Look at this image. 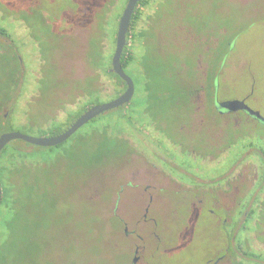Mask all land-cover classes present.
Instances as JSON below:
<instances>
[{"label": "rangeland", "instance_id": "1", "mask_svg": "<svg viewBox=\"0 0 264 264\" xmlns=\"http://www.w3.org/2000/svg\"><path fill=\"white\" fill-rule=\"evenodd\" d=\"M125 1L118 0L113 8L106 9L108 0H0V20H25L35 28L53 20L66 23L74 20L75 25L72 38L66 44L60 40L52 41V51L46 54L48 63L37 71L43 83L40 80V83L32 84V90L29 89L25 96L27 106L23 109L15 106L18 116L0 126L1 134L19 132L33 137L45 136V126L39 127L38 124L41 125L42 117L48 113H55V108L50 107L54 104L56 107L58 97L64 94L58 89L66 86L69 78L80 79L87 74V40L92 37V31L96 32L99 20L107 35V57L112 54L114 45L110 36L115 31ZM139 11V20H163L156 25L160 34L157 47L167 52V61L176 65L180 80H176L173 86L161 82L158 69L148 65L144 68L142 64L144 45L139 42L134 48L135 42L129 39L128 50L133 60L125 72L133 79L135 93L125 108L130 113L135 111L130 114L134 117L132 123L118 121L121 108H117L89 121L58 147H39L14 140L2 149L0 162H4L6 170L0 167V179L9 178L8 186L13 195L12 206L4 210L6 203L0 204V210L4 212L0 218V249L6 262L133 264V259L137 258L135 264H200L206 252L215 250L213 247L220 246L224 240L218 232L215 217L209 216L205 208H201L204 209L201 212L190 202L184 203L171 194L151 201L149 220L138 226L133 221L128 226V230L134 228L144 238L138 242L136 251L134 244L137 243L122 236L118 215L127 220L141 218L140 203L144 202L137 199L134 188L142 191L144 184L130 179L133 169L129 167L134 165L132 163L141 165L142 160L138 157L151 159V150L145 146L147 141L144 139L152 134L148 126L151 117L147 113L151 112L165 123L171 137L175 124L185 122L191 111L189 104L179 100L173 91L182 89L185 81L191 86L202 83L198 78L188 79L189 72L197 65L209 64L218 69L215 85L220 101L243 98L249 108L264 118V0H147ZM183 28L186 33L191 32L199 38L181 46L186 39L176 38L179 34L184 38L185 34L180 31ZM131 36L136 38L134 33ZM29 37L27 43H40V39L34 41L32 35ZM36 38L41 37L36 35ZM149 42L153 43V40L149 39L148 45ZM175 45L180 46L178 50ZM207 47L210 48V57ZM36 49L42 53L41 48L36 46ZM181 64L183 68H180ZM8 69L0 65V77ZM26 70L20 74L17 67L12 69V78L15 74L14 78L20 81L19 92L15 91L14 97L16 93H24L28 82L34 78L29 69ZM94 87L92 80L91 88ZM111 93L112 89L108 88L107 96L99 95V100H111L114 98ZM149 95L151 101H146ZM157 96L160 100L156 99ZM29 108L35 120L31 125L19 121V118L26 119L25 111L28 112ZM8 109L3 108L0 114ZM64 117L62 112L57 114V121L48 120V127L62 130L64 126L61 124L66 123ZM242 133L224 156H216L219 160L213 161L218 164H198L203 175L214 178L231 164L233 169H239V165L250 162L256 163L257 176L261 175L264 170V125L255 123L252 129L245 125ZM82 134H87L84 140L79 138ZM154 136L162 139L159 135ZM244 142L253 143L256 151L248 155L243 153ZM162 149L158 148V153L170 161V170H186L183 166L189 164L181 158L182 155L177 158ZM16 164L20 166L22 176H13L14 185L10 171ZM127 182H132L134 188ZM215 184H200L199 187L206 192L215 189ZM117 189L119 193H116ZM115 196L118 215L111 210ZM206 209L210 208L207 206ZM231 218H234V211Z\"/></svg>", "mask_w": 264, "mask_h": 264}, {"label": "flooded vegetation", "instance_id": "2", "mask_svg": "<svg viewBox=\"0 0 264 264\" xmlns=\"http://www.w3.org/2000/svg\"><path fill=\"white\" fill-rule=\"evenodd\" d=\"M117 1L118 0H108L109 6L107 4L108 7H106V9H109V7L113 8ZM127 1L128 0L124 3V8ZM146 1L147 0H140L135 7L129 31L126 35L127 45L124 51L131 45L128 44L129 39L130 42L131 39L135 42L134 48L139 44L144 45L142 62L143 59L146 58L148 62L147 65L150 68L158 69L160 77L164 79L163 82L173 86L176 80H180V72H177L178 69H176L175 64L167 61V52L157 47L160 34L157 32L156 25L158 26V24H161L163 20H156L155 22L153 20H134L135 15L140 12L139 9L143 7V5L145 6ZM124 8L116 20L115 31L110 36L114 48L118 22ZM103 25L104 24H101L99 20V22L96 23V32L92 31V37L87 40V49L85 51V69L87 70V74L84 78L80 79L69 78L67 82H65L68 86L66 85L58 89V92L61 90L64 91L63 95L65 97H63V95L59 96L57 106L55 107L54 104L50 107L55 108V113H48L46 117H42L43 121L41 125L38 124L39 127L45 126V130H43L46 132L45 136H53L63 132L92 105L107 103L125 91V82L112 71L111 58L114 49L109 58L107 57V35L104 29H102ZM40 26L41 28L36 27L38 29L36 32V28L25 20H0V65L9 68L8 71L6 73L4 72L0 77V112L5 107L9 108L5 113L0 114V126L10 122L13 117L15 119L18 116V112H15V106L17 109L20 107L23 109V107L25 108L27 106L25 103V96H27L29 89L32 90L33 83H40V80L42 82L37 71L41 69L42 65L48 63L46 54L52 51V41L60 40L63 44H66V42L72 38L71 35L75 25L74 20H70L68 23L56 22V20H53L52 22H43ZM180 31L183 32L182 35L185 34L184 38L182 39V36L179 34L176 39H186L181 46L189 44L191 41H196L199 38L191 32L186 33L185 28ZM131 33L136 35L135 39L134 36H131ZM29 35H32L34 38H32V40L34 41L40 39V43H36L35 45L27 43V40L31 39ZM36 35H40L41 38L37 39ZM92 39H94V45L92 44ZM149 39L153 40V43L149 42L150 45L147 44ZM36 46L42 49V53L36 49ZM93 47L95 53L98 52L101 57L103 56L99 65L91 64V59L89 57ZM175 47V49L178 50L180 46L175 45ZM211 47H213V45ZM12 50L14 52H11ZM169 50L170 49L167 51ZM206 51L210 57V48L207 47ZM207 61L210 63V60ZM147 65H143L144 68H147ZM179 66L180 68L184 67L183 64ZM15 67L18 68L20 74L22 71L25 73L28 68L30 76L34 77H30L32 80L30 79L28 82L29 85H27L24 93L18 95L20 81L14 78L17 76L15 74L12 78L14 73L12 69ZM125 69L123 68L124 72ZM218 75L219 71L213 65H197L195 69L189 72L188 79L194 80V78H198L202 83L191 86L187 85L185 81L183 82L185 86H183L182 89L173 91V93L179 97V100L182 99L185 103L189 104L191 111L187 114L185 122L179 121L175 124V129L170 132L172 133L171 137L167 132L165 123L155 118L153 116L154 114L151 112L147 113V115L151 117V122L148 126H150V130H152V134L146 135L144 139L147 142L144 143L146 144L145 146L151 150V159L138 157L132 150L138 159L142 160L141 165L135 166V163H132L134 165L130 164L132 166L128 165L130 166L129 168L133 169L130 173V179L137 183H143L144 187H142V191H138V188L132 186V182H127L136 190L137 199L140 200L141 198L140 201L144 202L140 203L142 207V214L140 216L142 219L140 217H134L127 220L123 217H119L115 208L118 203L116 196L111 209L118 215L121 223L120 231L122 236L127 239L130 238L132 243H137L134 244L135 251L139 249L138 242L144 238L141 237L134 228L128 230V226L133 221H135V226H138L141 222L149 220L150 217L148 218L147 216L151 207V201L154 199H164L167 195L171 194L177 196L176 199L180 198L183 200L184 203L189 204L190 202L196 209H200L201 212L204 210L201 208H205L208 215L213 218L215 217L219 225L218 232L222 234L224 240L220 242V246L213 247L215 250L207 251L200 264H264V170H261V175L257 176V165L255 162L239 165V169L236 167L233 169L231 164L229 167L220 170L216 177L210 178L206 177L207 175L205 174L203 175L197 168L199 163L207 165L218 164V161L214 162L213 160L218 159L216 157L218 154L224 156L226 150L234 145L243 134V126L246 125L252 129L255 123L264 125V122L247 113L245 110L227 111L218 106L220 100L215 85ZM92 80L95 82V87L93 89L91 88ZM108 88L112 89L111 94L114 95V98L106 102L100 100L99 103H91V90L95 92L98 90L100 97H105L107 96L106 93ZM15 91H17V93L14 97L13 94ZM18 96L19 98L17 99L16 97ZM227 100H239L248 106L246 100L243 98H232ZM128 105L123 106L127 107ZM61 112L65 114L64 119L66 123L61 124L64 128H62V130L58 129L60 131L53 135H49V130L51 128L48 127V120L57 121V114ZM25 115L26 119L19 118V121L28 123V125L34 124V114L31 108H29L28 112L25 111ZM51 130L55 131V127ZM155 134L159 135V137L161 136L162 139H159L157 136L155 137ZM158 148H163L162 150L165 151L167 155L170 154L177 158H180L182 155L181 158L189 164L186 165L188 168L182 165L187 171L181 168H173L170 170V168H172L169 166L170 161L165 156L158 153ZM171 149L172 151H170ZM243 149V153H246V155L256 151L255 146H253L251 142L245 143ZM126 152L129 153L130 151L126 150ZM197 159H199V161H197ZM0 167L3 171L6 170L4 162H0ZM260 168L262 169L261 165ZM10 174L11 183L15 185L16 182L12 178L17 175L22 176L20 166L17 164L13 165ZM186 179L191 182L186 181ZM2 180L0 179V202L8 197H13V195L10 194L11 189L8 186V183L10 184L9 178L7 180L4 177ZM209 183H216L214 185L215 189L204 192L202 187H199L200 184ZM195 187L201 190H195ZM116 193H119L118 189ZM207 206L210 209H206ZM215 211L221 214H217ZM233 211L234 218H231V213Z\"/></svg>", "mask_w": 264, "mask_h": 264}, {"label": "water", "instance_id": "3", "mask_svg": "<svg viewBox=\"0 0 264 264\" xmlns=\"http://www.w3.org/2000/svg\"><path fill=\"white\" fill-rule=\"evenodd\" d=\"M140 0H128L125 8L120 16L116 38H115V48L111 58L112 71L120 77L126 84L125 91L116 97L115 99L107 102L92 105L83 114H81L67 129L63 132L58 133L53 136H41L33 137L25 135L19 132H5L0 134V152L1 150L11 141L21 140L39 147H55L64 142H66L71 136H73L82 126H84L89 121L96 118L98 115L107 112L112 109H116L123 105H128L134 95V83L132 79L124 72L121 65V56L123 54L124 48L127 45L126 35L129 31L131 18L134 13L135 7ZM218 106L221 109L227 111L245 110L247 113L253 115L257 119L264 122V118L260 116L257 111L252 110L242 101L239 100H225L220 101ZM0 198H1V188H0ZM137 258L133 259V264L136 263Z\"/></svg>", "mask_w": 264, "mask_h": 264}, {"label": "trees", "instance_id": "4", "mask_svg": "<svg viewBox=\"0 0 264 264\" xmlns=\"http://www.w3.org/2000/svg\"><path fill=\"white\" fill-rule=\"evenodd\" d=\"M145 5H146V3H145ZM143 7H144V5H143ZM139 15H140V12L139 13H137V15H135V18H134V20H139ZM133 40V39H132ZM92 44L94 45V43L92 42ZM95 51V49H94V47H93V49H92V52H91V55H90V59H91V64L92 65H99L100 63H101V56H100V53H95L94 52ZM132 60H133V57H132V55H131V53H130V51L126 48L125 49V51L123 52V54H122V57H121V63H122V66H123V68L125 69V68H127L131 63H132ZM142 64L143 65H147L148 64V62H147V60H146V58L145 59H143V62H142ZM146 71V70H145ZM159 80L162 82V81H164V79L163 78H161L160 77V73H159ZM147 92L149 91V88L147 87V90H146ZM93 97L91 98V103L92 104H96V103H99L100 102V100H99V91L97 90L96 92L94 91V94H91ZM150 99V100H149ZM157 100H160L159 99V96H157V98H156ZM145 100L146 101H151V96L149 95L148 97H146L145 98ZM126 106H123V107H120L121 108V113H119L118 114V117H117V120L118 121H122V120H127L128 122H130L131 123V121H132V119H133V117L130 115V114H133L135 111H132L131 113L130 112H127V108H125ZM149 111V109L146 111V113ZM149 113V112H148ZM78 115V114H77ZM91 121H95V119H93V120H91ZM90 121V122H91ZM60 130H49V135H53L54 133H56V132H59ZM86 136H87V134H82V135H80L79 136V138H80V140H84L85 138H86ZM103 138V137H102ZM102 142V140H100L99 141V144ZM63 144V143H62ZM62 144H60V145H62ZM60 145H58V146H60ZM58 146H55V147H58ZM8 192V191H7ZM13 198V197H12ZM12 198H10V197H8L7 199H5L4 201H2V202H0V204L2 203V204H4V203H6L5 204V206L3 207V209L5 210L6 208H9V206L11 205L12 206V203H13V201H12ZM3 215H4V212H3V210L1 211L0 210V218H2L3 217ZM0 264H16V263H14V261H12V262H6V259H5V257H4V255H3V252H2V250L0 249Z\"/></svg>", "mask_w": 264, "mask_h": 264}]
</instances>
